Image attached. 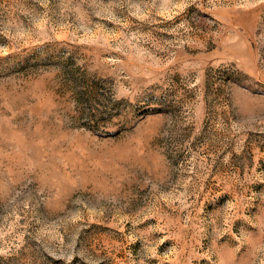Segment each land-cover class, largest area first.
<instances>
[{
  "label": "rangeland",
  "instance_id": "obj_1",
  "mask_svg": "<svg viewBox=\"0 0 264 264\" xmlns=\"http://www.w3.org/2000/svg\"><path fill=\"white\" fill-rule=\"evenodd\" d=\"M0 264H264V0H0Z\"/></svg>",
  "mask_w": 264,
  "mask_h": 264
}]
</instances>
